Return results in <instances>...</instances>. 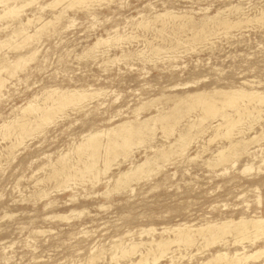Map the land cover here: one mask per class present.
<instances>
[{
    "label": "rangeland",
    "instance_id": "obj_1",
    "mask_svg": "<svg viewBox=\"0 0 264 264\" xmlns=\"http://www.w3.org/2000/svg\"><path fill=\"white\" fill-rule=\"evenodd\" d=\"M22 1L25 0H6L5 4L20 5ZM38 1L25 5L21 9L23 12L16 17L0 20V40L6 35L11 36L20 22H27L28 18H32V22L25 23L26 32L34 34L38 31L36 39L34 36L31 42L24 43L25 46L16 45L25 38L19 35L0 47V64L37 49L33 61L30 60L27 66L17 68L14 74L0 72L6 79L0 95V264H128L129 260L137 261L139 253L122 259L116 252L118 256L112 258L115 243L120 241L128 245L130 241L145 242L151 237H174L169 227H183L185 224L195 230L211 220L264 217V165H261V158H264V105L261 111L258 110L260 113L255 111L258 114L243 119L239 124L245 126L243 129L238 125L246 140L259 133V139L247 145L257 157L243 152L239 156L229 155L223 164L213 162L221 146H228L230 137L240 139L242 134H235V130L230 137L219 135L208 141L212 134L208 130L198 134L197 141L186 150L190 156H195L193 159L187 160L177 154L170 155L167 163L164 158L156 159L147 165V170H152L130 176L124 187L120 186L122 189L115 190L118 172L127 170L132 163L142 162L146 155L152 156V144L167 148L178 138L175 129L185 122L187 112V117L198 113V107L187 109L193 110L189 112L185 109L187 105L182 103L178 106V111L182 112L177 111L173 115L175 118H171L173 122L177 116L180 120L176 122L178 128L173 129L175 132H161V121H157L154 123L158 126L154 137L133 145L129 156L117 154L113 157L108 172H102L105 165L103 158H99L97 168H104L100 169L101 176H96V184L95 176L90 173L66 184L47 177L58 156L67 152L70 159L75 160L77 155L71 146L89 131H98L123 120H134L136 115L144 119L156 114L158 109L171 107L175 98L198 91L242 87L264 92V0H89L87 5L75 4L78 7L68 9L65 0L52 7L46 6L52 0ZM38 4L45 8L40 10ZM63 9V15L55 21L54 16ZM166 11H172L178 17L168 21L165 17L155 18L158 13ZM206 16L215 18L206 21V25L201 20ZM224 18L230 22L243 21L238 26L223 28L220 20ZM48 19L54 20L53 24L40 28ZM140 23L147 24V27ZM198 31L208 37L202 41L192 38L195 34L202 35ZM113 35L121 36L125 41H114ZM130 35L134 36L133 39ZM99 37H111L113 40H109L114 44L107 42L108 45L93 48ZM170 46L172 49L168 48ZM140 50L145 52V57L141 56ZM44 88L99 93L88 97L83 108L71 105L57 112L45 128H38L23 139L19 140L11 129L4 134V123L12 124L15 119H36V112L22 115V108L30 100L42 107L50 105L51 99L46 97ZM170 97H174L172 102ZM195 128L198 130L194 127L192 133L197 131ZM234 158L237 161L232 163ZM252 164V171L243 172V167ZM167 227L170 231L161 233V229ZM224 236L228 240L227 246L222 240L206 245L204 239L198 238V242L191 245H173L172 250H178L172 253L169 250L165 257L155 261L154 253L148 254L141 246L138 249L143 252L142 258L147 259L141 264H196L220 250L232 255L238 249L252 253L264 247V235L255 239L251 233V237L240 243H234L231 234ZM90 255L96 256L91 263ZM260 256L250 258L244 264H264V254Z\"/></svg>",
    "mask_w": 264,
    "mask_h": 264
},
{
    "label": "bare ground",
    "instance_id": "obj_2",
    "mask_svg": "<svg viewBox=\"0 0 264 264\" xmlns=\"http://www.w3.org/2000/svg\"><path fill=\"white\" fill-rule=\"evenodd\" d=\"M16 1V0H15ZM21 1V0H20ZM35 1V0H25L24 2L22 1L21 4H5L7 3L6 0H0V3H2L1 6L2 10L0 12V20L6 17H16L19 12H23L22 8H24L25 5L29 4L31 5V3ZM38 1V0H37ZM41 1V0H40ZM64 0H52L50 1L48 4H46V6H54L57 5L58 3L62 2ZM67 1V7L64 5V7H66L68 9V7H78V5L76 6L75 4H81L82 3H87L89 0H65ZM94 1V0H93ZM97 1V0H96ZM39 2V1H38ZM41 3V2H40ZM34 4V2H33ZM36 4V3H35ZM43 4V3H42ZM63 4V3H62ZM84 4V5H85ZM39 5V4H38ZM80 5V7H81ZM87 5V4H86ZM89 5V4H88ZM91 5V4H90ZM234 6V5H233ZM40 7V5H39ZM62 7V8H64ZM45 6H41L40 10L44 9ZM60 8V9H62ZM87 8V7H85ZM22 9V10H21ZM236 9V8H235ZM234 9V10H235ZM241 9V8H240ZM238 9V10H240ZM88 10V9H87ZM207 10V9H206ZM59 11V10H58ZM237 11V9H236ZM36 12H38L36 10ZM172 12V11H171ZM171 12L166 11L165 13L161 14L158 13L157 15H155L157 17H165L166 20L168 21L169 18L173 19L174 14H172ZM31 13V12H30ZM35 13V12H34ZM64 13V9L59 11V13L57 15L54 16V20H59L60 17L63 15ZM66 14V13H65ZM238 14V13H237ZM243 14V13H242ZM21 15V14H20ZM20 15L18 17H20ZM26 15V14H25ZM33 15V14H32ZM35 15V14H34ZM42 15V14H40ZM52 15V14H51ZM262 15L263 12H262ZM53 16V15H52ZM51 16V17H52ZM66 15H64L65 17ZM68 16V15H67ZM66 16V17H67ZM154 16V15H153ZM185 16V15H184ZM217 17V15H215ZM214 17L211 16H206L203 19L201 18V20L206 23V21L212 20ZM152 17V16H150ZM178 17V16H177ZM262 17V16H261ZM38 18V16L36 17ZM40 18H42L40 16ZM94 18V17H93ZM145 18V17H144ZM148 18V17H146ZM154 18V17H152ZM256 18V17H255ZM259 18V17H258ZM14 19V18H13ZM12 19V20H13ZM21 19V18H18ZM32 18H28L27 22L29 23L31 21ZM158 19V18H157ZM217 19V18H216ZM252 19V17H251ZM257 19V18H256ZM261 19V18H260ZM38 20V19H37ZM53 20V21H54ZM55 20V21H56ZM142 20V19H141ZM153 20V19H151ZM150 20V21H151ZM163 19H161L160 21H162ZM165 20V19H164ZM165 20V21H166ZM179 20V19H178ZM245 20H247V18L245 17ZM253 20V19H252ZM259 20V19H258ZM2 21V20H1ZM8 21V20H7ZM11 21V20H10ZM35 21V20H34ZM52 20L48 21L46 20V22H43L42 25L40 26V28H44L47 25L53 24ZM73 21V20H72ZM145 21V19L143 20ZM156 21V20H154ZM171 21V20H170ZM243 20H236L234 22H230L229 20L221 19L220 23L224 26L223 28H229V27H233L235 24H239L240 22H242ZM249 21L250 18H249ZM257 21V20H256ZM3 22V21H2ZM20 22V21H19ZM18 22V23H19ZM27 22H20V26L19 28L13 30L11 36L6 35L5 39L0 40V47L4 44V43H8L9 41H12L11 39L18 37L19 35L24 36L25 38H22V41L19 40L18 43L16 45H24V43H28V40L31 42V39H34L33 37L35 35H37L38 31L34 34H29L26 32L25 29V23ZM32 22V21H31ZM30 22V24H31ZM36 22V21H35ZM146 22V21H145ZM148 22V21H147ZM152 22V21H151ZM150 22V23H151ZM182 22V21H181ZM186 22V21H185ZM188 22V21H187ZM14 23V22H13ZM38 23V22H37ZM57 22H55L54 24H56ZM70 23V22H68ZM144 23V22H143ZM140 23V24H143ZM178 23V22H177ZM203 23V24H204ZM209 23V22H208ZM219 23L220 26H222ZM263 23V22H262ZM139 24V23H138ZM184 24V23H183ZM193 24V23H192ZM11 25V24H9ZM36 25V24H35ZM147 27V24H143V26ZM207 25V23H206ZM212 25V24H211ZM218 25V26H219ZM16 26V24H15ZM202 26V25H201ZM200 26V27H201ZM205 26V24H204ZM203 26V27H204ZM219 26V27H220ZM238 26V25H237ZM10 27V26H9ZM28 27V26H27ZM51 27V26H49ZM151 27V26H149ZM235 27V26H234ZM2 28V27H0ZM5 28V27H3ZM47 28V27H46ZM142 28V27H141ZM212 28V27H211ZM62 29H64V26L62 27ZM196 29V28H195ZM218 29V28H217ZM3 30V29H2ZM37 30V29H36ZM43 30V29H42ZM159 30V29H158ZM172 30V29H171ZM202 30L204 31V29L202 28ZM206 30V29H205ZM214 30V29H213ZM212 30V31H213ZM29 31V30H28ZM161 31V30H159ZM176 31V30H175ZM221 31V30H220ZM11 32V31H10ZM35 32V30H34ZM55 32V31H54ZM154 32V31H153ZM157 32V31H156ZM198 32H202V31H198ZM111 33V32H110ZM115 33V31H114ZM109 34V33H108ZM116 34V33H115ZM114 34V35H115ZM119 34V33H118ZM124 34V33H123ZM122 34V35H123ZM127 34V33H126ZM124 34V35H126ZM195 34V33H194ZM113 35V36H114ZM210 35V34H209ZM131 38L133 39L132 35H130ZM206 36L208 37V35H206V33L202 32V35L200 34H195L193 35L192 38H195L197 41L199 40H205ZM212 36V35H211ZM112 37V36H111ZM111 37H107V38H103V37H99L93 44V48H97V46H99L100 44H106L108 43H112L114 44V42H112V38ZM127 37L129 38V36L127 35ZM127 37H124L127 38ZM172 37V36H171ZM190 37V36H189ZM114 41L117 40H123L121 36H114ZM136 38V37H135ZM16 39V38H15ZM36 39V36H35ZM112 39V40H109ZM146 39V38H145ZM127 40V39H126ZM130 40V38H129ZM191 40V39H190ZM16 41V40H15ZM21 41V42H20ZM111 41V42H109ZM116 41V42H117ZM178 41V40H177ZM61 42V40H60ZM179 42V41H178ZM176 42V43H178ZM37 43V42H36ZM120 43V41H119ZM201 43V42H200ZM15 44V43H14ZM118 44V43H117ZM165 44V43H164ZM181 44V43H180ZM183 44V43H182ZM189 44V43H188ZM198 44V43H197ZM13 45V44H12ZM150 45V44H149ZM172 45V44H171ZM176 45V44H175ZM185 45V44H183ZM183 45L181 47H183ZM192 45V44H191ZM159 46V45H158ZM157 46V47H158ZM173 46V45H172ZM179 45H177L176 47L178 48ZM18 47L15 49H18ZM22 47V46H21ZM37 47V46H36ZM91 47V48H92ZM145 47V46H144ZM147 47V46H146ZM155 47V46H154ZM92 48V49H93ZM160 48V47H159ZM168 48H171L168 47ZM175 48V46H174ZM180 48V47H179ZM185 48V46H184ZM147 48H144V50ZM152 49V48H151ZM162 49V46H161ZM159 49V50H161ZM172 49V48H171ZM90 50V48H89ZM137 50V49H136ZM135 50V52H136ZM153 50V49H152ZM139 51V50H137ZM142 50H140V54H142L141 56H143V52H141ZM146 51V50H145ZM158 51V50H156ZM155 51V52H156ZM163 51H167V50H163ZM161 50V52H163ZM37 52V49L34 50H30L29 52H26L27 54L25 55H20L19 57H17L15 60L12 61H3L0 64V72L2 71V73H4L3 71H6V73L9 74H14L15 70H17V68L22 67L24 65H26L30 60H32L35 56ZM134 52V51H133ZM160 52V51H159ZM168 52V51H167ZM132 53V52H131ZM138 53V52H136ZM145 53V52H144ZM158 53V52H156ZM38 54V53H37ZM125 55V54H124ZM6 56V55H5ZM4 56V57H5ZM123 56V53L122 55ZM139 56V55H138ZM146 56V55H145ZM143 56V57H145ZM169 56V55H168ZM7 57V56H6ZM2 60V59H1ZM47 60V59H46ZM33 61V60H32ZM31 61V62H32ZM1 62V61H0ZM28 65V64H27ZM26 65V66H27ZM25 67V66H24ZM25 69V68H24ZM66 73V72H65ZM16 74V73H15ZM6 76V75H5ZM12 76V75H11ZM14 76V75H13ZM12 78V77H10ZM15 78V77H14ZM17 78V77H16ZM21 79V78H20ZM19 79V80H20ZM5 81L6 79L4 77H2V75L0 74V95H1V90L3 88V86L5 85ZM8 81V80H7ZM71 81V80H70ZM192 82V81H191ZM196 82V81H193ZM246 82V81H245ZM7 83V82H6ZM249 84V83H248ZM175 85V84H173ZM191 85V84H190ZM185 86V85H184ZM183 86V87H184ZM188 86V85H187ZM174 87V86H173ZM182 87V88H183ZM233 87V86H232ZM240 87V86H239ZM176 88V86H175ZM215 88V87H214ZM230 88V87H229ZM92 89V88H89ZM172 89V88H171ZM45 90V88L43 89V91ZM99 91V90H98ZM208 91V90H207ZM207 91H198L196 93L193 94H188V95H184L182 97H177L173 100V104L171 107H168L167 109H158L156 114L150 115L148 117H145L144 119H139L138 115H136V118L134 120H123L120 121L118 123H116L113 126L104 128V129H98V131H89L88 133H84L81 137V140L79 142H77V144H75L73 147V152H75V154L77 155V157L75 158V160H71L70 156H68L67 152H65L63 155H61L60 157L58 156V158L55 159V162L51 164V172L50 174L47 176L48 178H54L56 181H59L60 184H66L68 181L70 180H74L75 178L78 177L77 179H79V177H83L86 174L90 173L93 174V176H95V184L97 183V177L98 174L101 172V170L104 168H102L101 166V170L98 167V165H96L97 160H99V158H103L104 161V165H105V169L102 172H108L107 169L109 168V161L113 160V157H116L117 154H122L124 156H127L128 154L130 155L131 148L133 147V145H137L139 143L142 144V142H144L146 139H150L151 137L153 138L154 136V131L156 129V127L158 128V126H155L156 124H154L155 122L157 123V121H161L159 125H161V132L164 133H170V132H175L178 131V138H175L173 143H170L169 146L167 148H158L155 147V145L150 146V149H152V151L154 152V154H152V156H148L146 155L144 158V160H142V162L138 163V164H133L128 167L127 170L118 172V176L117 178H115V184L114 186L116 187L115 190L117 189H122L120 188L121 185H125L127 178H131L130 176L133 175H138L141 172H144L145 170H147V165H150L154 160L156 161V159L159 158H164V160H167L166 163L169 161L168 159L170 158L169 156L171 155V157L173 156L172 154H177L178 156H185V158L187 160H191L193 159L195 156H190L186 150L188 149V147L191 145L192 142L195 141L196 136L198 134H202L208 130H210V132L212 133L210 135V137L208 138V141L215 139V137L220 136H226V137H230L232 135H234V131L236 130L237 132L235 134H242L243 131L242 129L245 127H241L240 123L243 122V119L246 120L249 119L248 116H251V114H258L259 111H261L260 109H262L263 105H264V92L258 91V90H254L253 88L251 89H244L242 87L240 88H236V89H222V88H215L213 89L211 92H207ZM46 93V97L50 98L51 103L46 104L44 107L39 106L35 103H33L32 100H30L28 102V104L22 108V115L23 113H27V112H31L37 113V116L35 114L36 119L35 120H31V119H20L16 121H14V123L12 124H6L4 123V126L6 129L4 134H8V132L12 130L15 131V133H17L16 136L17 138L23 139V137H25L26 134L29 133H34V130H37L38 128H45V126H47L48 124H50V122L52 121L53 116L56 115V113L59 111H63L64 108H66L67 106H71L72 107H77V108H83L84 107V102L87 100L88 97H91L92 95L94 96L95 94H98L99 92L95 91V94L93 93H89L87 90H81V89H60V88H51V89H47L44 91ZM102 92V91H101ZM44 94V93H42ZM92 96V97H93ZM96 96V95H95ZM98 96V95H97ZM37 98V96H35ZM176 97V96H175ZM34 98V96H33ZM34 98V99H36ZM45 98V97H43ZM46 98V99H47ZM171 98V97H170ZM174 98V97H173ZM171 100L172 102V99ZM33 99V100H34ZM49 101V100H47ZM45 101V102H47ZM49 101V102H50ZM154 101V100H152ZM35 102V101H34ZM44 102V103H45ZM168 102V100H167ZM147 103V102H146ZM170 103V102H169ZM182 103H185L187 105L184 106L186 107L185 109H190L193 107H198L199 109H197L196 111H198L197 114H195L194 116H189L186 117L187 118L185 120V122L182 125H179L180 128H178L176 123L179 119L177 116V119L175 120V122H173L171 120V118H175L176 112L179 109V104L182 105ZM184 104V105H185ZM170 105V104H169ZM143 106V105H142ZM42 107V108H41ZM178 107V108H177ZM141 108V106H140ZM138 108V109H140ZM184 109V108H183ZM141 110V109H140ZM195 110V109H194ZM259 110V111H258ZM189 112L193 111V110H187ZM255 111H258L255 113ZM178 112H182V111H178ZM184 112V111H183ZM195 112V111H194ZM264 112V111H262ZM260 113V112H259ZM55 114V115H54ZM63 114V113H62ZM1 115V114H0ZM181 115V114H179ZM190 115V113H189ZM193 115V114H191ZM32 116V115H31ZM17 117V116H16ZM20 117V116H19ZM61 117V116H60ZM180 117V116H179ZM184 117V114H183ZM18 118V117H17ZM264 118V117H263ZM19 119V118H18ZM34 119V118H33ZM54 119V118H53ZM182 120V118H180ZM255 119V118H254ZM172 122H171V121ZM244 120V121H245ZM257 120V119H256ZM259 120V118H258ZM261 120V118H260ZM180 121V120H179ZM183 121V120H182ZM181 121V122H182ZM54 122V121H53ZM52 122V123H53ZM51 123V124H52ZM180 124V123H179ZM240 124V125H239ZM264 124V123H263ZM240 129L239 128V126ZM243 125V124H242ZM252 125V124H251ZM1 126V127H2ZM178 128V130H176V127ZM250 126V125H249ZM248 126V127H249ZM197 127L198 130L194 133L191 132L192 128ZM251 128V127H250ZM3 129V128H2ZM173 129H175V131H173ZM41 131V129H39ZM159 130V129H157ZM248 130V129H246ZM250 130V129H249ZM252 130V129H251ZM10 131V132H11ZM256 131V130H255ZM264 131V130H263ZM36 132V131H35ZM156 132V131H155ZM260 132V131H259ZM252 133V132H251ZM261 133V132H260ZM163 134V133H162ZM172 134V133H171ZM177 134V133H176ZM259 133L257 134H253L254 136H252L251 138H249L248 140H246V138L243 137V134L241 136L240 139H235L232 140L230 137V141L228 146H221L222 148L218 150V152L216 153L215 156V160L213 162L215 163H219V164H223L225 162H227L228 160V156L229 155H235V156H239V154H243V152L245 154H252V156H255L253 154V151H249V148L247 147V145L253 141L252 140H256L259 139ZM2 135V134H1ZM245 135V134H244ZM248 135V134H247ZM262 135V134H261ZM163 136V135H161ZM166 136V135H165ZM170 136V135H167ZM199 136V135H198ZM264 136V135H263ZM11 137V136H10ZM164 137V136H163ZM174 137V136H173ZM224 138V137H223ZM148 139V140H149ZM154 140V139H153ZM77 141V140H76ZM171 141V140H170ZM197 141V140H196ZM195 141V142H196ZM204 141V140H203ZM251 141V142H250ZM12 142V141H11ZM20 142V141H19ZM194 142V143H195ZM199 142V141H198ZM197 142V143H198ZM205 142V141H204ZM74 143V142H73ZM146 143V142H145ZM148 143V142H147ZM144 144V143H143ZM151 145V144H150ZM142 146V145H141ZM261 146V145H260ZM155 147V148H153ZM135 148V147H134ZM136 148H139L138 146ZM147 149V148H146ZM5 150V149H4ZM145 150V149H144ZM6 151V150H5ZM71 151V149H70ZM69 151V153L71 154V152ZM263 151V150H262ZM146 152V151H145ZM133 154V153H132ZM131 154V155H132ZM145 154V153H144ZM128 155V156H129ZM258 156V155H257ZM255 156V157H257ZM122 157V156H121ZM177 157V156H176ZM175 157V158H176ZM234 157V156H232ZM262 157V156H261ZM2 158V157H1ZM178 158V157H177ZM254 158V157H253ZM173 160V158H171ZM184 159V158H183ZM101 160V159H100ZM117 160V159H116ZM127 160L130 161V159L128 158ZM126 160V161H127ZM160 160V159H159ZM171 160V161H172ZM235 158L231 160L232 163L235 162ZM133 161V160H132ZM162 161V160H161ZM177 161V160H176ZM237 161V160H236ZM249 161V160H248ZM261 161L263 162L264 165V158H261ZM51 162V161H50ZM119 162V161H118ZM160 162V161H159ZM182 162V161H180ZM179 162V163H180ZM230 162V163H231ZM102 163V162H101ZM114 163V161H113ZM122 163V162H121ZM158 163V161H157ZM177 163V162H175ZM116 164V163H115ZM120 164V163H119ZM118 164V165H119ZM162 164V163H161ZM171 164V163H170ZM247 164V163H246ZM251 164V163H249ZM160 165V164H159ZM232 165V164H231ZM245 165V164H244ZM226 166V165H224ZM112 167V166H111ZM159 167V166H158ZM162 167V166H161ZM252 166L250 167L249 165H246L245 167H243V172L247 173V171L250 172V170L252 169ZM261 167V166H260ZM259 167V168H260ZM154 168V167H153ZM157 168V167H156ZM155 168V169H156ZM154 169V170H155ZM224 169V168H223ZM222 169V170H223ZM257 169V168H256ZM262 169V168H261ZM152 170L151 168L149 169V171ZM159 170V169H158ZM242 170V169H241ZM258 170V169H257ZM110 171V170H109ZM148 171V170H147ZM148 171V172H149ZM227 171V170H225ZM229 171V170H228ZM252 171V170H251ZM260 171V170H259ZM258 171V172H259ZM263 171H264V167H263ZM262 171V172H263ZM153 173V171H151ZM155 172V171H154ZM240 172V171H239ZM147 173V172H145ZM145 173L143 175H145ZM223 173V172H222ZM242 173V172H241ZM102 174V173H101ZM107 174V173H106ZM105 174V175H106ZM100 175V174H99ZM147 175V174H146ZM150 175V174H148ZM89 176V175H88ZM87 176V178L89 179V177ZM97 176V177H96ZM101 176V175H100ZM136 176H134L136 178ZM104 177V176H103ZM140 177V176H139ZM85 178L84 179L85 181ZM102 178V177H101ZM110 178V177H109ZM133 178V177H132ZM142 178V177H141ZM91 179V178H90ZM93 179V178H92ZM100 179V177H99ZM137 179V178H136ZM135 179V180H136ZM111 180V178H110ZM109 180V181H110ZM80 181V180H79ZM83 181V180H82ZM83 181V182H84ZM91 181V180H89ZM108 181V180H106ZM71 182V181H70ZM69 182V183H70ZM81 182V181H80ZM88 182V181H87ZM93 182V181H92ZM99 182V181H98ZM73 183V182H72ZM78 183V182H77ZM82 183V182H81ZM71 184V183H70ZM69 186H72L70 185ZM78 185V184H77ZM124 185L122 187H124ZM62 186V185H61ZM68 186V185H66ZM113 186V187H114ZM128 186V185H127ZM63 187V186H62ZM61 187V188H62ZM65 187V186H64ZM114 187V188H115ZM69 188V187H68ZM63 189V188H62ZM110 189V187H109ZM107 188V190H109ZM42 191V189H41ZM113 191V189H112ZM106 192V190H105ZM44 194V193H43ZM107 194V193H106ZM258 195V194H257ZM43 197V196H42ZM256 200V199H255ZM51 204V203H50ZM103 207V206H102ZM7 215V214H6ZM58 217H62V216H58ZM66 217V216H65ZM240 217V216H239ZM64 218V217H63ZM62 218V219H63ZM68 219V218H67ZM25 226V225H24ZM172 227V226H171ZM145 229V228H144ZM142 228V230H144ZM149 229V228H148ZM171 232L173 233L174 237H168V238H161V239H156L154 237H151L149 240L147 241H138V242H132L130 241L128 245L123 244L122 242L119 241V243H115V245L113 246L114 248V255H111L112 258H116L118 255H116L118 252V254H120V258L123 257L126 258L129 255H136L137 253H139V259L137 261H130V264H141L142 262H145L146 260L144 258H142L143 256V252L140 251V247H144L146 252L149 253H154L153 256V261L158 260L159 258L161 259L162 257H165V255H167L166 253L170 251V253L175 252L178 249H173L172 250V246H180L181 244L183 245H191L193 244L194 241H196L198 238H201L202 240L204 239L206 242V245H211L214 244L218 241V243L222 240L224 246H227L228 240H226L227 238L224 239L225 234H231L232 236V241L234 243H240L242 240L244 239H248L249 236L252 234H254V238H260L261 235H264V217L260 216V215H256V216H252V217H244L241 216L240 218H227L225 220H220V221H207L206 224L204 223V225H202L201 227H198L197 229L193 230L190 228V225L187 226L186 224L182 227V226H178V227H174V228H170ZM168 227L161 229L163 230L158 231L161 233H168ZM37 231V230H36ZM39 231V230H38ZM156 231V230H155ZM154 231V232H155ZM170 231V230H169ZM35 232V231H33ZM40 232V231H39ZM129 232V231H128ZM143 232V231H142ZM147 232V231H146ZM151 233V231H150ZM131 234V233H130ZM143 234V233H141ZM145 234V233H144ZM152 234V233H151ZM129 235V233L127 234ZM147 235V234H146ZM251 237V236H250ZM122 238L120 237V240ZM117 240V239H116ZM199 240V239H198ZM220 240V241H219ZM122 241V240H121ZM253 241V239H252ZM255 241V240H254ZM117 242V241H116ZM198 242V241H196ZM195 243V242H194ZM141 247V248H142ZM139 248V249H138ZM5 249V248H3ZM112 249V248H111ZM140 251V252H137ZM242 250H245V247H243ZM113 254V253H112ZM261 254H264V247H261L260 249H256L255 252L252 253H247L246 251H241V250H236L234 252V254H229L227 251L224 252L223 251H217L216 254H212L211 257L202 260L201 262H198L196 264H244L246 263L250 258L252 259L253 257H255V259L259 258L258 256H260ZM116 255V256H115ZM151 255V254H150ZM90 261L89 263L93 262L94 259L96 258V256H91L90 255ZM257 257V258H256ZM261 257V256H260ZM119 258V257H118ZM87 259V258H86ZM171 259V257H170ZM253 260V259H252ZM87 261V260H86ZM88 262V261H87ZM128 262V264H129ZM82 263V262H81ZM86 263V262H84ZM88 264V263H87Z\"/></svg>",
    "mask_w": 264,
    "mask_h": 264
}]
</instances>
